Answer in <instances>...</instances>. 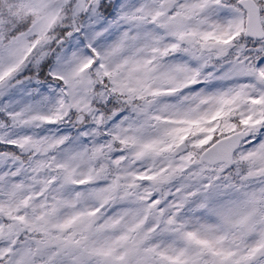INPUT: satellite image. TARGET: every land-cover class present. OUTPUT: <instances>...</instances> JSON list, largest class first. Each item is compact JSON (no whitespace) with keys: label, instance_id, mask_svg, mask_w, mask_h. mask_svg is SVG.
Here are the masks:
<instances>
[{"label":"snow or ice","instance_id":"6c2138e0","mask_svg":"<svg viewBox=\"0 0 264 264\" xmlns=\"http://www.w3.org/2000/svg\"><path fill=\"white\" fill-rule=\"evenodd\" d=\"M0 264H264V0H0Z\"/></svg>","mask_w":264,"mask_h":264}]
</instances>
